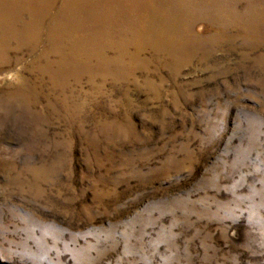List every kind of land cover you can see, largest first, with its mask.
Listing matches in <instances>:
<instances>
[{
	"label": "rangeland",
	"instance_id": "rangeland-1",
	"mask_svg": "<svg viewBox=\"0 0 264 264\" xmlns=\"http://www.w3.org/2000/svg\"><path fill=\"white\" fill-rule=\"evenodd\" d=\"M233 11L99 70L0 56V264H264V0Z\"/></svg>",
	"mask_w": 264,
	"mask_h": 264
},
{
	"label": "bare ground",
	"instance_id": "bare-ground-1",
	"mask_svg": "<svg viewBox=\"0 0 264 264\" xmlns=\"http://www.w3.org/2000/svg\"><path fill=\"white\" fill-rule=\"evenodd\" d=\"M234 6L235 0H0V56L29 45L32 50L43 47V68L60 73L79 60L88 65L93 61L89 67L83 63L91 71L108 67L104 53L109 52L118 66L124 58L134 60L143 46L168 55L175 38H188L196 22L226 20ZM92 25L105 26L108 36L89 39ZM86 40L102 50L82 49L77 59L68 60Z\"/></svg>",
	"mask_w": 264,
	"mask_h": 264
}]
</instances>
